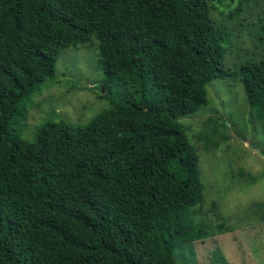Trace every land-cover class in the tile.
I'll use <instances>...</instances> for the list:
<instances>
[{"label": "trees", "instance_id": "obj_1", "mask_svg": "<svg viewBox=\"0 0 264 264\" xmlns=\"http://www.w3.org/2000/svg\"><path fill=\"white\" fill-rule=\"evenodd\" d=\"M240 5L227 15H239L234 28L208 19L200 70L169 85L156 0H0V264H178L176 248L208 236L194 218L204 198L198 150L179 120L229 75L217 65L245 28L263 47ZM95 39L102 85L120 88L118 100L84 125L49 121L33 141L19 137L12 124L60 51ZM236 73L264 124V57ZM210 119L197 136L207 149L225 123Z\"/></svg>", "mask_w": 264, "mask_h": 264}, {"label": "rangeland", "instance_id": "obj_2", "mask_svg": "<svg viewBox=\"0 0 264 264\" xmlns=\"http://www.w3.org/2000/svg\"><path fill=\"white\" fill-rule=\"evenodd\" d=\"M239 3L246 23H257L255 30L263 36L264 0H156L164 34L167 84L195 77L200 70L197 54L209 49L213 36L208 19L217 23L224 19L230 28L236 27L239 15H227ZM190 31L188 39L182 36L177 41L179 33ZM250 33L248 26L245 39L239 41L236 49L226 51L225 65L221 68L218 63V68L227 69L229 75L213 79L206 86L207 104L195 115L179 120L198 150L204 198L200 211L194 207L198 212L194 218L206 225L208 236L176 248L178 264H187L185 254H189L192 264H264V124L251 115L236 73L245 61L264 57V45L256 49ZM190 41L195 43L194 50L186 46ZM103 79L96 39L90 45L63 48L53 76L27 101L25 116L12 124L15 133L33 141L41 126L49 121L74 126L88 123L119 98L120 88L113 83L104 88ZM218 118L225 122L217 125L219 135L213 136L219 144L207 149L204 140L197 136L208 130V119Z\"/></svg>", "mask_w": 264, "mask_h": 264}]
</instances>
